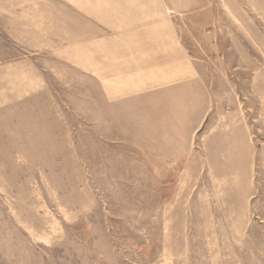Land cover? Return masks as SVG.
<instances>
[{
	"label": "rangeland",
	"instance_id": "obj_1",
	"mask_svg": "<svg viewBox=\"0 0 264 264\" xmlns=\"http://www.w3.org/2000/svg\"><path fill=\"white\" fill-rule=\"evenodd\" d=\"M0 264H264V0H0Z\"/></svg>",
	"mask_w": 264,
	"mask_h": 264
}]
</instances>
